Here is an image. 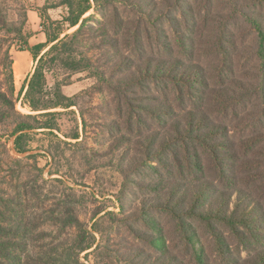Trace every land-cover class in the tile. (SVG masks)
I'll return each instance as SVG.
<instances>
[{
  "label": "rangeland",
  "instance_id": "obj_1",
  "mask_svg": "<svg viewBox=\"0 0 264 264\" xmlns=\"http://www.w3.org/2000/svg\"><path fill=\"white\" fill-rule=\"evenodd\" d=\"M60 1L10 0L6 18L20 25L25 19L23 3L34 7L28 11H36ZM154 1L165 10L166 0ZM173 2L178 32H172L164 21L160 29L154 24L145 27L148 31L142 28L145 54L139 62H132L140 60L131 40L136 26L132 9L121 0H111L110 12L96 13L91 23L100 29L102 22L117 37L119 50H102L103 35L97 30L83 49L96 63L95 69L74 72L60 64L51 66L47 72L49 85L64 81L63 92L75 97L76 106L60 110L53 133L42 128L34 130L28 152H16L15 136L11 135L14 126L0 122V188L5 195L21 201L31 218L35 230L30 251L62 243V252L67 241L75 242L78 227H64L58 220L63 219L64 203H69L96 238L94 247L80 254L81 264H251L249 259H260L264 253V71L258 58V32L250 19L259 13L264 15V0ZM116 7L123 22L114 18ZM67 10L61 7L49 14L61 19ZM93 13L94 9L86 16ZM32 15L26 32L29 26L38 31L42 28V18ZM5 30H0V35ZM9 43L3 41L5 47ZM90 44L94 46L89 48ZM23 46L16 40L12 55H18ZM118 53L131 56L121 67L118 63L123 57ZM175 57L200 66L202 81L196 83L193 93L187 85L162 80L128 85L138 102L156 103L159 111L166 105L173 108L166 118L154 117L137 105L131 109L123 90L107 85L96 72L100 67L105 77L115 81L116 75L128 74L131 68L145 70L149 65L156 67L159 60ZM22 84L18 83L15 97ZM186 94L183 100L181 96ZM22 103L18 98L17 109L30 113ZM193 108L207 113V129L228 130L225 138L234 157L227 174H234L240 195L258 210L260 219L255 230L240 228L243 231L237 234L230 225L220 223L212 228L192 218L181 223L170 213L148 205L153 199L165 198L174 185L185 188L198 177L221 187L232 186L227 174L222 184L218 182L223 177L221 168L212 164L199 147L195 149V162H189L182 142L165 143L166 138L177 139V122ZM132 110L136 112L132 114ZM75 133L78 139L73 138ZM152 146L154 155L149 156ZM164 146L166 154L162 153ZM123 165H127L126 171ZM75 260L73 257L69 264H79Z\"/></svg>",
  "mask_w": 264,
  "mask_h": 264
},
{
  "label": "trees",
  "instance_id": "obj_2",
  "mask_svg": "<svg viewBox=\"0 0 264 264\" xmlns=\"http://www.w3.org/2000/svg\"><path fill=\"white\" fill-rule=\"evenodd\" d=\"M121 1L126 7L132 9L136 15L134 21H132L136 26L133 31L134 37L131 40H133V47L139 50L140 60L133 61L132 59V62H139L144 59V38L142 34L149 24L158 25L160 29L164 21L168 23L171 31L178 32L179 21L176 14L173 13L172 8L175 6L173 0H166L165 10L157 6L154 0ZM9 2L10 0H0V30H9H5L4 35H0V122L14 126L11 131V135L15 136L14 149L17 153L24 154L30 150L29 141L34 130L42 128L53 133L56 126V116L62 113L60 110H69L76 106L75 97L68 96L63 92L62 87L66 84L64 81H57L53 85H49L47 72L50 71L51 66L60 64L72 69L74 72L95 69L96 63L85 54L83 49L86 47L87 39L94 38V32L97 30L100 35H103L102 43L104 47H101L102 50L109 51V48L119 50V42L117 37L109 33L102 22L100 23V29H97L91 23L96 18V13L110 12L109 4L111 0H61L55 4L35 8L43 20L42 30L46 35V40L34 45L29 43L32 33L30 31L26 32L25 29L28 21L27 11L34 7L29 8L23 3L22 9L24 10L25 19L20 25H14L13 21L10 22L6 18ZM180 4L182 6V1H180ZM61 7L67 8V13L62 15L61 19H53L49 14V10ZM92 9L95 13L86 16ZM118 9V7L114 8L112 13L116 21L123 22V16ZM250 19L258 32V58L263 72L264 15L259 13L258 16L254 15ZM75 27L74 31L68 32ZM163 27L165 28V25ZM7 32H10L9 35L6 34ZM11 34H14V37H11ZM6 40L10 43L5 47L3 41ZM16 40H20L25 44L24 48L20 50H28L36 62L33 74L26 78L17 97H15L14 59L11 53V48ZM92 46L94 45L90 44L88 47L92 48ZM183 48H186V43ZM118 54L123 57L122 60L119 56L122 61L118 63V67L124 65L125 59L131 58L130 55ZM155 65L156 67L149 65L145 70L142 68L137 69V67L131 68L128 74L116 75L115 81L105 77L106 73L100 70V67L96 69V72L107 85L123 90V95L129 99L128 104L131 109L140 106L154 117L166 118V116L172 114L173 108L166 105V109L159 111L156 103L138 102L139 98L134 97L135 92L131 87L128 88V85L141 86L144 84L143 82H154L156 84L162 80L166 83L170 81L173 84L187 85L193 93L196 83L202 81L201 75H199L200 66L194 62L186 63L181 57H175L170 61L159 60L155 62ZM188 94H191V92ZM187 96L186 94L181 97L186 100ZM18 98H22L23 106H27L30 113H22L17 109L16 101ZM151 98L156 101L160 100L159 97ZM134 112L136 111L132 110V114ZM42 118L46 121H42ZM207 118V113L201 111L200 108H198V111L195 108L188 109L182 120L177 122L175 135L177 139L175 141L171 139L170 141L166 138L165 143L182 142L185 146L182 147L185 159L189 162H195V149L199 147L208 154L212 164L221 168L223 177H219L218 182L222 184L227 174V168H231L233 165L234 153H231L232 148L228 139L225 138L228 134L226 127H224V131L219 128L215 131L213 127L207 129L205 125ZM73 138L78 139L79 134L75 133ZM154 150V147H149L148 153L152 152L149 153V156L154 155ZM165 150L166 146H164L162 153L166 154ZM163 155L162 162L165 161ZM126 169L127 165H123V170L126 171ZM230 173L227 174V177L231 182L229 184L232 185L231 187H221L217 182L198 177L197 181H193L192 184L189 183L185 188H182L181 185L176 187L174 185L172 192L168 193L165 198L153 199L149 201L148 205L159 211L170 213L181 223L192 218L206 223L212 228L220 223L230 225L237 234L243 231L240 228L255 230V225L260 219L259 212L252 202L243 199L240 195L238 182L235 180L234 174L231 171ZM4 191L0 188V264H23V261L26 264H69V260L73 257L81 264L80 254L92 249L96 238L87 227L85 228V223L77 217L73 206L64 203L61 216L63 219L58 220L62 221L64 227H78L79 232L75 242L67 241L65 247H62L65 248L62 252L60 251L61 247H59L62 243H52L50 249L41 247L39 252H34L30 251L31 242L33 241L32 234L35 230L32 228L31 218L27 216L23 203L19 202L14 195H5ZM105 248L109 249V246L105 245ZM58 252L60 253L58 254ZM66 254H68V259ZM86 257L88 258L87 253ZM148 259L150 260L151 257H148ZM77 260L75 261L77 262ZM249 261L251 264H264V253L261 254L260 259L255 257V259H249ZM146 262L148 261L146 260Z\"/></svg>",
  "mask_w": 264,
  "mask_h": 264
},
{
  "label": "crops",
  "instance_id": "obj_3",
  "mask_svg": "<svg viewBox=\"0 0 264 264\" xmlns=\"http://www.w3.org/2000/svg\"><path fill=\"white\" fill-rule=\"evenodd\" d=\"M51 10L54 9H50L49 13L51 12ZM34 13L39 19L41 18L37 10L36 11L29 10L28 17L31 19V21L32 19H34V15H32ZM29 28H30L29 31L32 33V36L29 38V43L31 45H34L39 42H44L46 40V35L43 32L42 28L40 29V31H38V29L32 26L31 27L29 26ZM11 53L13 54V52ZM12 56L14 59L15 86L17 88L18 83H24L26 78L30 77L33 74L35 70V66H33L34 59L32 57V54L28 50H19L18 55L16 56L12 55Z\"/></svg>",
  "mask_w": 264,
  "mask_h": 264
}]
</instances>
